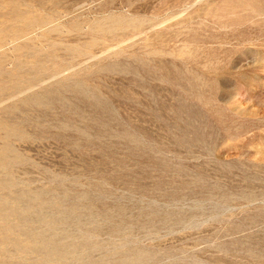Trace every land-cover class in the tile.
<instances>
[{
	"label": "rangeland",
	"instance_id": "374dc122",
	"mask_svg": "<svg viewBox=\"0 0 264 264\" xmlns=\"http://www.w3.org/2000/svg\"><path fill=\"white\" fill-rule=\"evenodd\" d=\"M0 5V264H264V0Z\"/></svg>",
	"mask_w": 264,
	"mask_h": 264
},
{
	"label": "bare ground",
	"instance_id": "6f19581e",
	"mask_svg": "<svg viewBox=\"0 0 264 264\" xmlns=\"http://www.w3.org/2000/svg\"><path fill=\"white\" fill-rule=\"evenodd\" d=\"M8 1V0H7ZM1 6V5H0ZM4 7V6H3ZM13 11V10H12ZM21 20V19H20ZM19 21V20H18ZM22 21V20H21ZM27 27H29V26H27ZM4 32V31H3ZM13 37V36H12ZM7 40V39H6ZM28 59V58H27ZM39 61V60H38ZM15 70V69H14ZM1 81V80H0ZM2 82V81H1ZM42 82V81H41ZM66 101V100H65ZM24 120V119H23ZM26 123V122H25ZM1 125H2V123H0ZM0 125V133H1V131H2V128H3V125L1 126ZM7 127H9V126H7ZM7 127H6V129H7ZM5 128V127H4ZM13 128V127H12ZM12 130V129H11ZM3 131H6L5 129L3 130ZM8 131V130H7ZM10 131V130H9ZM14 131V130H13ZM12 132V131H11ZM7 133V135L9 134V135H11L10 133H8V132H6ZM6 136V135H5ZM5 148H7L4 152H1L0 151V168H2V167H5V166H7L8 164H10L11 162H9L10 161V157H9V155H11L10 153H11V151H13L12 149V147H5ZM15 148V147H14ZM1 149V148H0ZM12 158V157H11ZM22 162V161H21ZM14 181V180H13ZM12 187V186H11ZM6 188V185H5V183H3L1 180H0V195L1 194H3L4 192H3V190ZM9 188V187H8ZM7 190V189H6ZM3 192V193H2ZM7 194V193H6ZM28 194V193H27ZM19 195V194H18ZM19 197V196H18ZM16 200V199H15ZM2 203V202H1ZM4 205V204H3ZM15 215V214H14ZM13 216V215H12ZM11 216V217H12ZM7 219V218H6ZM9 219V218H8ZM14 219H15V217H14ZM13 219V220H14ZM10 226V225H9ZM14 229L13 228H9V230L7 229V231H9V232H12ZM6 232V231H5ZM0 233L2 234V238H1V234H0V238H1V240H6L5 239V236H3V234H4V232H1L0 231ZM8 235H9V233H8ZM13 240V239H12ZM16 262V261H15ZM5 263V262H4ZM7 263V262H6Z\"/></svg>",
	"mask_w": 264,
	"mask_h": 264
}]
</instances>
